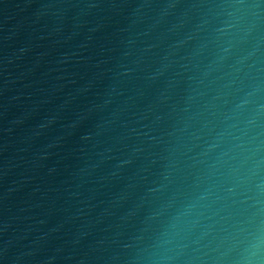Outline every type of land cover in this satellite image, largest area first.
Returning <instances> with one entry per match:
<instances>
[{
	"label": "water",
	"instance_id": "obj_1",
	"mask_svg": "<svg viewBox=\"0 0 264 264\" xmlns=\"http://www.w3.org/2000/svg\"><path fill=\"white\" fill-rule=\"evenodd\" d=\"M0 264H264V0H0Z\"/></svg>",
	"mask_w": 264,
	"mask_h": 264
}]
</instances>
